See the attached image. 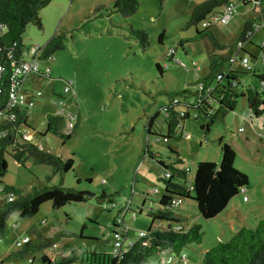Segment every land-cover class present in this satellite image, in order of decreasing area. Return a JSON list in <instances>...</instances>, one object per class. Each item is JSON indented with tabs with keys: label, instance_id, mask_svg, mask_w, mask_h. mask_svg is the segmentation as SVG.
<instances>
[{
	"label": "rangeland",
	"instance_id": "374dc122",
	"mask_svg": "<svg viewBox=\"0 0 264 264\" xmlns=\"http://www.w3.org/2000/svg\"><path fill=\"white\" fill-rule=\"evenodd\" d=\"M206 1L164 0L160 5L157 0H139L137 10L125 15L115 7V0H51L40 13L43 27L27 26L22 38L28 47L44 46L54 34L62 35L64 42V48L50 59L41 60L40 67H49L51 73L34 85L42 95L28 115L29 141L63 159L72 157L74 166L46 181L48 166L37 165L31 158L19 163L6 153L7 170L0 176V187L28 194L34 187L57 185L94 195L87 202H70L57 209L50 201L44 202L32 217L13 212L0 238V264H44L45 255L55 261L71 252L76 255L73 264H81V252L110 254L114 223L127 232L126 243L137 240L140 232L155 225L150 209L159 206L164 193V169L159 161L187 169L190 181L198 162H220L224 143L235 152L234 168L245 172L249 183L214 218L204 219L192 199L175 208L185 228L201 225L203 238L185 245L180 254L172 253L166 264H201L207 249L264 219V115L256 117L243 96L237 97L234 110L221 112L212 122L194 106L197 77L209 74L213 58L228 63L247 23L253 26L254 43L245 39L244 50L254 56L250 63L256 75L239 61L233 66L245 85L253 84L264 93L259 48L264 30H255L264 17V0L256 7L236 4L235 18L229 24L211 27L216 43L209 36H197L196 30H204L200 22L188 26L193 10ZM171 48L174 51L169 53ZM68 82L74 91L63 93ZM59 94L75 115L76 129L65 142L46 132V116L58 110L52 100ZM173 100L180 101L175 109L190 114L184 121V131L190 136L174 135L158 142L153 134L148 136L147 126ZM186 100L193 106L186 107ZM212 106L218 109L217 102ZM164 118L158 114L151 132L167 133ZM240 127L244 128L241 132ZM155 188L159 193H148ZM7 201L8 194L0 193V208ZM25 235L34 246L42 247L25 257H10L23 248L15 243ZM53 242L55 250L50 249ZM144 264H161L158 254Z\"/></svg>",
	"mask_w": 264,
	"mask_h": 264
},
{
	"label": "trees",
	"instance_id": "16d2710c",
	"mask_svg": "<svg viewBox=\"0 0 264 264\" xmlns=\"http://www.w3.org/2000/svg\"><path fill=\"white\" fill-rule=\"evenodd\" d=\"M51 0H0V89L7 88V78L11 72L10 56L22 58L25 49L29 48L23 42V33L29 24L43 27L41 10L47 6ZM162 5L164 0H157ZM229 0H208L204 4L197 6L188 22V26L200 22L209 12L221 8ZM246 3L245 5H247ZM139 0H115V7L123 14L129 15L137 10ZM205 28L197 31L198 37L209 36L214 42L216 40L210 30ZM252 29L251 23H247L240 35L243 40L245 34ZM160 41L161 38H160ZM261 44L259 45L260 48ZM64 48L62 35L54 34L44 46H40L41 60L50 59L53 53ZM248 53L246 50H243ZM250 55V53H248ZM227 59L213 58L210 62V72L205 77H199L197 74V84L202 81L206 84H213V91L210 97L213 103H218V109L213 106V112L209 116L212 122L217 115L225 110H234L236 99L239 96L246 98L248 108L256 116L264 115V93L253 84L245 85L240 76V71L233 70L223 74L222 79L217 75L223 71L224 61ZM262 68L264 65L260 64ZM159 69L162 67L158 65ZM256 75V69L252 72ZM260 77V76H259ZM263 80L262 78H260ZM187 95L188 92H182ZM199 91L195 93L197 99ZM0 100L4 101V92ZM184 98H188L187 96ZM163 108V111L155 114L147 126L148 136L154 135L160 142L161 139H169L176 135L182 139L184 131V121L190 114L188 110L175 109L180 101L175 102ZM191 102V101H190ZM190 102L184 101L186 107L193 106ZM2 104V101H0ZM200 111L204 112L205 107L201 104H195ZM27 111L20 113V119L11 124L0 125V130L7 129L8 134L0 137V176H3L7 170L5 154H10L16 161L23 163L25 159L31 158L37 165H46L50 172L46 175V181L56 175H63L73 169L74 159L69 157L63 159L61 156L52 154L43 150L30 141L21 140L19 127L28 129ZM164 114V126L167 133L151 132L153 122L158 114ZM183 113V114H182ZM65 118L63 115L48 114L46 116V132L60 136L62 142L68 140L76 129L71 133L64 132ZM264 126V121H263ZM209 125H207V128ZM183 128V129H182ZM235 152L231 147L224 143L222 146V158L220 162L201 161L196 165L194 178L187 180V169L180 168L175 164H166L159 161V165L164 169V173L170 171V177L165 175L161 179L165 183L164 193L160 196L159 206L150 209L153 221L166 223V227H155L150 225L147 234L144 237L137 238L132 244L128 245L122 256L111 258L110 254H101L102 261H93L90 264H144L148 259L157 254L161 249H167L170 254H180L181 249L190 243H200L203 238V231L200 224H194L185 228L182 224L183 218L175 213V208L179 207L185 199H192L197 205L199 214L204 219H210L218 216L228 205L229 201L245 189L249 183L248 175L234 168ZM180 161V160H179ZM91 181V180H89ZM3 192L12 194L13 199L7 201L0 208V238L6 232V222L9 216L17 211L21 217H32L38 211L40 206L47 201L52 203L53 208L57 209L70 202H87L91 195L73 187H63L57 185H46L42 188L34 187L32 192L23 194L21 189L6 186ZM102 197L108 198L104 193ZM111 202L112 200L108 198ZM116 226V224H113ZM177 226L180 229H177ZM51 246V245H50ZM23 248L12 254L10 257H25L29 252L36 251L42 246H34L28 242ZM76 256L73 252L62 260L51 261L47 256L42 257L44 264H73ZM88 264V263H87ZM201 264H264V219H261L254 227H241L227 241H220L215 246L206 250Z\"/></svg>",
	"mask_w": 264,
	"mask_h": 264
},
{
	"label": "built area",
	"instance_id": "2783aa9c",
	"mask_svg": "<svg viewBox=\"0 0 264 264\" xmlns=\"http://www.w3.org/2000/svg\"><path fill=\"white\" fill-rule=\"evenodd\" d=\"M262 0H229V2L225 5H223L219 9H215L211 12H209L201 21L200 24L202 28H211L214 25L217 26H226L230 23V21L234 18L236 13V4L238 2L242 4L246 3H253L256 7L257 5H261ZM253 27V26H252ZM262 29L264 30V19L262 21H259L256 24L255 30ZM253 30H249L243 40L240 39L236 43L237 52L234 56H232L228 63L225 64L223 71L217 75L218 79H222L223 74H227L230 71L236 70L234 68V63L239 61L246 70L252 72L255 67L250 63V57L252 55L248 53L240 54L242 49L244 50V42L245 39H250V36L252 34ZM261 55H260V64L264 65V37L261 41ZM174 51L173 48L170 49L169 53H172ZM22 58H15L14 55L10 56L11 59V72L7 78V88L1 91L0 89V96H3L4 92V101H2V104H0V125L4 124H11L18 119H20V113H23V111L29 112L36 103V100L38 97L42 95V92L39 90H29L26 88V82L29 79L31 75H38L40 77H50L51 69L49 67H45L42 69L40 67L41 59V50L40 46H31L23 52ZM2 68L0 67V74H1ZM197 90L199 91L197 95V99L195 101V104H201V106L205 107V111L207 115L212 114L213 112V99L210 97L212 94V91L214 89L213 84H206L202 81H200L197 84ZM74 91V86L72 82H68L67 85L64 88L63 93H71ZM53 103H56L59 108L55 114L63 115L65 118V124H64V132L66 134L71 133V131L74 128V117L75 115L71 113L68 109V104L65 98L62 95H57V98L54 97ZM183 114V113H182ZM28 116V113H27ZM23 128V129H22ZM183 129V128H182ZM244 128L240 127L239 132L243 131ZM19 133L21 140L29 141L31 139V133L29 129L21 126L19 127ZM8 134L7 129L0 130V137H5ZM184 138H188L190 136L189 133H185L183 131ZM167 141V139H164ZM165 177H170V171H167L164 173ZM245 189H242L241 191H244ZM3 192V188L0 187V193ZM148 193H159V189L155 188L154 190H149ZM13 199L12 194H8V200L11 201ZM244 199H247L246 196H244ZM162 225L164 224V227H166V223L160 222ZM162 227V228H164ZM177 229L179 230L180 227L177 226ZM147 234V232H140L139 238L144 237ZM30 242V239L28 236L21 237L16 240V246L22 247L24 244ZM131 243L125 242L124 233L122 231L116 230L113 228V239H112V251L110 252L111 258H117L119 259L125 249L128 245ZM57 247L56 243L53 242L50 246L51 250H55ZM158 257L160 259L161 264L169 263L170 260L173 258L171 256L170 251L167 249H161L157 252ZM185 257L181 258V261H183Z\"/></svg>",
	"mask_w": 264,
	"mask_h": 264
},
{
	"label": "crops",
	"instance_id": "0c3cea01",
	"mask_svg": "<svg viewBox=\"0 0 264 264\" xmlns=\"http://www.w3.org/2000/svg\"><path fill=\"white\" fill-rule=\"evenodd\" d=\"M262 2V1H261ZM240 2H238L237 4H239ZM242 4V3H241ZM243 5H245V4H243ZM234 18H235V16H234ZM233 18V19H234ZM264 19V17L262 16L261 17V19H260V21H262ZM254 31V30H253ZM252 34H253V32H252ZM252 34H251V36H252ZM251 36H250V41H252L251 40ZM252 43H254L253 41H252ZM245 48V47H244ZM248 53H250L252 56H253V54H252V52L250 51V50H246ZM254 57V56H253ZM43 77H40V76H38V75H31L30 77H29V79L27 80V82H26V88L27 89H29V90H36V89H34V85L38 82V81H40L41 79H42ZM52 94H54V93H52ZM56 95V94H55ZM60 95V94H59ZM39 98V97H38ZM38 98H37V100H36V103H37V101H38ZM54 98V97H53ZM53 101V100H52ZM36 103H35V105H36ZM53 103V102H52ZM35 107V106H34ZM30 112V111H29ZM29 112H28V115H29ZM57 112V111H56ZM76 115H79V112L77 111V114ZM218 163V162H217ZM130 208H128L127 210H129ZM154 223V222H153ZM156 223H158V225L156 224ZM161 223L158 221V220H156L155 221V225L154 226H159ZM164 225V224H163ZM115 229L116 230H119V228H118V225H116L115 226ZM120 231V230H119ZM124 233V232H123ZM26 236V235H25ZM124 237H125V240H126V238H127V232L126 233H124ZM19 239V238H18ZM30 242H31V240H30ZM208 250V249H207ZM45 256H47L49 259H50V257L48 256V255H45ZM54 256L55 255H53V257H52V259L54 258ZM76 256V255H75ZM58 257V256H57ZM80 257H81V264H90L91 262L92 263H94L93 261H99V263L102 261V259H101V254H98V253H96L95 251L94 252H90V254H88V255H85L84 254V252H81L80 253ZM59 258V257H58ZM60 259V258H59ZM55 260H57V258L55 257Z\"/></svg>",
	"mask_w": 264,
	"mask_h": 264
},
{
	"label": "water",
	"instance_id": "95a60500",
	"mask_svg": "<svg viewBox=\"0 0 264 264\" xmlns=\"http://www.w3.org/2000/svg\"><path fill=\"white\" fill-rule=\"evenodd\" d=\"M82 192H85V193H87V194H89V195H91V196H93V195H94V193H93V192H90V191H88V190H83Z\"/></svg>",
	"mask_w": 264,
	"mask_h": 264
}]
</instances>
